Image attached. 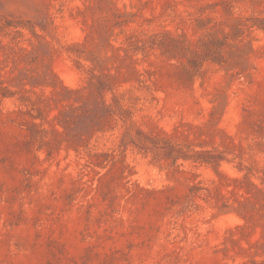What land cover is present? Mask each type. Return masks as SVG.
<instances>
[{"label": "rangeland", "instance_id": "obj_1", "mask_svg": "<svg viewBox=\"0 0 264 264\" xmlns=\"http://www.w3.org/2000/svg\"><path fill=\"white\" fill-rule=\"evenodd\" d=\"M0 264H264V0H0Z\"/></svg>", "mask_w": 264, "mask_h": 264}]
</instances>
